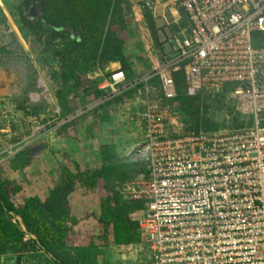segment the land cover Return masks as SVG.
Returning a JSON list of instances; mask_svg holds the SVG:
<instances>
[{"label": "built area", "instance_id": "1", "mask_svg": "<svg viewBox=\"0 0 264 264\" xmlns=\"http://www.w3.org/2000/svg\"><path fill=\"white\" fill-rule=\"evenodd\" d=\"M180 10L186 27L167 37L170 50L151 71L129 80L115 69L97 84L108 96L141 85L142 96L143 137L131 158L144 170L125 194L144 205L137 223L147 252L109 264H264V0H180L164 24ZM176 70L188 95L226 91L247 124L187 129L170 103Z\"/></svg>", "mask_w": 264, "mask_h": 264}, {"label": "rangeland", "instance_id": "2", "mask_svg": "<svg viewBox=\"0 0 264 264\" xmlns=\"http://www.w3.org/2000/svg\"><path fill=\"white\" fill-rule=\"evenodd\" d=\"M22 1L0 0V48L5 47L10 52L0 54V179L20 188L11 198L13 204H22L27 195H39L44 199L57 179L61 164L72 170H82L104 163L109 167L110 183L115 187L126 186L143 173V168L131 158L143 137L138 119L141 99L137 94L129 93L130 89L113 96L93 92L94 86L88 80L101 81L111 71L121 69L118 62H111L82 77L81 86L69 88V97L61 105L56 97V80L51 76L59 70L54 51L64 47L66 42H49L46 37L37 39L22 26L17 9ZM149 1L157 15L153 30L143 20L147 12L143 3L138 4L135 0L123 3L127 23V30L122 33L126 37L123 48L132 69L129 80L143 77L162 61L161 57L171 47L167 37L172 31L181 35L180 30L187 24L183 16L166 26L159 15L162 11L167 16L176 0ZM33 13L38 16L37 8ZM231 87V84L227 85V88ZM205 103L210 107V128L229 129L219 109L215 111L211 102L205 100ZM21 151H26L21 159L29 158V163L15 168V155ZM103 193L102 187L94 192L77 188L70 195L71 209L79 221L71 238L76 243L81 244L89 236L101 233L97 217L100 214L99 197ZM4 217L23 224L18 215L11 212H6ZM29 236H25V241ZM100 242L103 253L91 264L139 259L141 247L113 243L111 225L107 240ZM20 253L18 264L50 263L44 253L30 249ZM17 255V250L7 251L1 255L0 264H17Z\"/></svg>", "mask_w": 264, "mask_h": 264}, {"label": "trees", "instance_id": "3", "mask_svg": "<svg viewBox=\"0 0 264 264\" xmlns=\"http://www.w3.org/2000/svg\"><path fill=\"white\" fill-rule=\"evenodd\" d=\"M127 0H23L17 7L20 23L29 29L37 39L46 37L49 42L64 41L66 44L54 51L59 63V70L52 74L56 80V97L61 105L68 99V89L81 86L82 77L93 73L97 68L111 62H118L121 70L129 77L132 69L128 62L124 44L127 23L123 14V3ZM180 0H176L175 5ZM144 4V0H135ZM37 8L38 16H33ZM143 20L150 30L154 29L152 11L145 7ZM27 11L30 14L28 15ZM181 15L185 13L180 10ZM35 15V14H34ZM5 47L0 48V54H9ZM163 58L161 57V60ZM176 96L171 104L180 113L187 129L195 131H215L210 128L208 104L213 110L219 109L224 123L229 129H239L247 123L236 110L234 103L226 91L207 93L200 91L188 95L184 84L183 70L173 72ZM94 86V93H103L97 89L98 80H88ZM157 85V78L151 79ZM141 85L129 90V93H139ZM142 108V104L140 106ZM249 124V122H248ZM15 155V168L28 165L29 158L23 160L21 155ZM144 170L141 161H135ZM109 167L100 164L86 169L72 170L66 164H61L57 179L44 197L28 196L22 204L16 206L11 198L19 191V187L11 186L6 180L0 179V257L10 250H17L16 262L19 263L23 250L30 249L36 253L48 256L49 264H91L103 253L100 240H107L110 225L113 231V243L118 246L137 245L141 247L139 259H144L147 252V242L140 230L137 218L144 205L140 201L126 197V186L115 187L109 181ZM102 187L104 193L100 199V214L97 221L101 233L79 244L73 237L78 218L71 209L69 197L77 189L94 192ZM11 212L21 218L23 227L18 221L5 219L4 214ZM32 234L25 241V236ZM103 245V244H102ZM141 257V258H140ZM113 263L106 260L101 264Z\"/></svg>", "mask_w": 264, "mask_h": 264}, {"label": "crops", "instance_id": "4", "mask_svg": "<svg viewBox=\"0 0 264 264\" xmlns=\"http://www.w3.org/2000/svg\"><path fill=\"white\" fill-rule=\"evenodd\" d=\"M176 5H177V4H176ZM176 5L174 4L173 7H172L170 10H168V14H169L170 17H171V12H174V11H175V9H176ZM168 14H167V16H166L165 13L161 11V13H160L159 15H160V16H161V15H164L165 17L168 18V17H169ZM179 14H180V18H179V20H181V18H182L183 16L181 15V12H180ZM155 16H157V15H156V11H154V14H153V17H154V18H155ZM161 17H162V16H161ZM171 18H172V17H171ZM168 19H169V18H168ZM179 20H178V21H179ZM166 26H170V25H166ZM28 196H31V195H27L25 198H27ZM37 196H39V195H37ZM39 197H40V196H39ZM40 198H41V197H40ZM41 199H42V198H41Z\"/></svg>", "mask_w": 264, "mask_h": 264}, {"label": "water", "instance_id": "5", "mask_svg": "<svg viewBox=\"0 0 264 264\" xmlns=\"http://www.w3.org/2000/svg\"><path fill=\"white\" fill-rule=\"evenodd\" d=\"M186 64V62H184V63H182V64H180L179 66H178V68H181V67H183L184 65ZM19 217V220H20V222H21V218H20V216H18ZM21 224H22V222H21ZM22 227H23V224L21 225ZM31 236H33V237H35L34 235H32V234H30Z\"/></svg>", "mask_w": 264, "mask_h": 264}]
</instances>
